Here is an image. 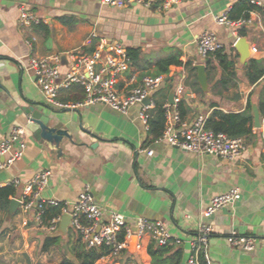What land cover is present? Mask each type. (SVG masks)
Masks as SVG:
<instances>
[{
  "label": "crops",
  "instance_id": "1",
  "mask_svg": "<svg viewBox=\"0 0 264 264\" xmlns=\"http://www.w3.org/2000/svg\"><path fill=\"white\" fill-rule=\"evenodd\" d=\"M239 1L186 0L161 11L134 2L113 9L102 5L101 0H0V141L20 129L26 146L21 159L0 170V188L12 186L15 192L9 200L19 202L11 215L10 203L0 210V264H58L60 255L58 261L53 260L57 250L41 253L43 241L60 234L65 242L66 234L72 235L69 227L64 235L47 231L37 220L35 207L23 209L20 201L28 198L25 187L41 173L48 177L37 203L55 200L72 204L87 188L105 216L122 214L130 226L137 218L163 224L170 235L167 245L180 251L179 264L190 257L200 222L213 229L208 242L209 264H264V75L255 84L245 77L249 60L259 61L264 67V0H249L258 10L249 13L247 25L235 27L215 21ZM21 6L40 23L21 26ZM205 31L216 36L222 52L235 62L234 76L221 71L213 55L200 58L196 42ZM93 33L96 38L91 37ZM239 38L248 46L249 55L243 62L234 48ZM101 40L140 52L137 64L119 77L120 89L131 82L137 85L144 76H153V64L171 56L193 66L202 64L206 68L209 63L212 70L206 74V91L198 82L201 92L187 87L184 67L171 66V80L167 84L164 81L152 102L161 99L159 91L166 87L174 92L183 85L181 101L186 114L182 122L188 124L199 118L206 120L214 111L250 114L253 118L254 106L260 127L254 128L252 123L251 133L244 138L246 150L233 160H224L153 140L148 136V126L138 119V106L121 115L103 105L78 109L48 105L32 73L23 69L29 58L61 54V70L65 72L72 63L71 54H90ZM63 92H59L58 100ZM29 107L58 118L68 128L72 142L64 140L55 148L36 141L26 128L25 109ZM13 180L18 184L12 185ZM233 188L240 192L238 201L210 217L204 216L214 197ZM233 231L251 238L254 249L246 252L231 246L227 238ZM150 241L147 237L139 250L127 249L131 256L127 264H151L147 252ZM122 262L123 257L119 264Z\"/></svg>",
  "mask_w": 264,
  "mask_h": 264
},
{
  "label": "built area",
  "instance_id": "2",
  "mask_svg": "<svg viewBox=\"0 0 264 264\" xmlns=\"http://www.w3.org/2000/svg\"><path fill=\"white\" fill-rule=\"evenodd\" d=\"M186 0H101V4L113 9H122L131 3L140 4L147 8L156 6L157 9L165 11ZM254 3V2H252ZM19 23L21 26L29 27L37 25L40 20L23 6L19 8ZM219 25L243 26L250 20L230 22L226 14L215 17ZM96 38V34L91 35ZM29 45V43H28ZM197 51L201 59H206L221 46L212 32L205 31L197 39ZM72 63L65 72L61 70V54L51 55L43 58L30 57L28 64L23 68L33 75L34 84L42 94L45 102L57 109H78L93 105H103L121 114L127 115L129 110L140 107L138 119L147 128L149 119L148 110L153 107L152 96L164 83L165 77L144 76L140 83L133 85L131 82L127 87H118L119 77L130 71L132 62L127 56L126 49L119 43H108L100 41L97 48L90 54L79 52L70 55ZM78 85L83 90V100L78 103H62L58 100L59 92ZM185 88L179 84L173 94V103H166L165 127L157 141L165 142L175 147L200 156H212L224 160H233L246 150L244 138H228L224 134H216L205 128V120L199 118L193 123L182 122L176 109L177 104L183 99ZM150 98L148 105L144 100ZM23 131L15 129L11 135L0 141V170L6 169L21 159L26 146L21 139ZM151 155L152 151L147 150ZM47 173H41L25 187L24 193L28 197L20 201L25 211L34 207L37 212V220L42 224L40 216L44 206H61V214L52 219L46 230L53 233L58 231V226L64 214L70 215L69 228L78 232L81 241L87 249L106 247L108 253L97 260L95 264H119L124 252L128 249L129 242L136 236V249L145 245L144 240L148 237L159 246H165L170 241V235L163 224L150 222L144 218H137L133 226L127 224L126 218L119 213L111 212L107 216L104 211L93 200L89 190L85 188L72 204H62L55 200L37 203L39 192L47 183ZM18 181L13 180L12 185ZM240 199V192L233 188L227 193L214 197L204 216L210 217L219 209L232 205ZM43 225V224H42ZM196 237L191 243V255L185 264H199L202 257L209 264L208 242L213 233L210 225L200 222L196 228ZM123 232V240L118 236ZM227 242L243 251L250 252L254 249V241L248 237L238 236L235 231L231 232Z\"/></svg>",
  "mask_w": 264,
  "mask_h": 264
},
{
  "label": "trees",
  "instance_id": "3",
  "mask_svg": "<svg viewBox=\"0 0 264 264\" xmlns=\"http://www.w3.org/2000/svg\"><path fill=\"white\" fill-rule=\"evenodd\" d=\"M255 10L257 11L258 7L250 4L249 0H240L230 9L226 16L230 22L247 20L249 19V13ZM240 35H243V31H240ZM126 52L132 64L136 65L140 53L139 50L127 49ZM211 55H213L218 61V67L221 71L228 72L229 76L235 75V62L230 56L224 54L221 49L216 50L209 56ZM153 66L155 69L153 76H164L167 78L166 84L171 80V77H169V68L171 66L184 67L187 76L185 85L195 92H201L196 81V70L191 62L183 64L178 56H171L156 61ZM211 70L212 68L210 64L207 63L206 74L209 75ZM263 75L264 67L259 61L249 60L245 64V77L250 84L257 83ZM225 84L226 82H222V85ZM170 90L171 88L168 86V88L166 87L164 90L159 91L162 92L161 99L154 98L152 102L154 106L148 113V136L153 140L159 139L163 133L166 122L164 105L168 102ZM83 96V90L80 86L71 85L64 90L59 101L62 103H78L83 100ZM176 108L181 120H183L186 114L184 102L180 101ZM248 109H250L249 104ZM252 123L253 118L250 114H224L219 111H214L205 120V128L216 134H224L231 139L245 138L251 133ZM247 125L249 127H247ZM14 192L12 186L0 188V210L6 209L10 203L9 197L14 196ZM60 214L61 206H44L40 219L44 226H48L51 220L60 216ZM71 232L72 235L66 234V239L68 240L65 242L62 241L63 237L60 234L46 237L40 249L41 253H48L51 250L58 248L61 253V258L58 264H95L98 259L108 253L106 247L87 249L82 243L81 236L78 232L73 230H71ZM123 235V232L119 234V241L123 240ZM147 252L151 259V264H179L180 251H174L173 246H159L151 240L148 244ZM130 259L131 256L125 251L122 264H127ZM198 263L206 264L202 257H199Z\"/></svg>",
  "mask_w": 264,
  "mask_h": 264
},
{
  "label": "water",
  "instance_id": "4",
  "mask_svg": "<svg viewBox=\"0 0 264 264\" xmlns=\"http://www.w3.org/2000/svg\"><path fill=\"white\" fill-rule=\"evenodd\" d=\"M234 48L240 55V61L243 62L249 55L248 46L243 38L237 39L234 44ZM196 70L197 82L200 85L202 91H206L207 75L206 68L204 65L199 64L194 66ZM167 81V78L165 79ZM173 91L169 92L168 102L173 103ZM150 103V98L144 100V104L148 105ZM25 114L28 116L27 130L31 132L34 139L38 142H45L55 148H59L64 140L72 142V136L69 134L68 128L63 127L62 122L58 118L49 117L42 115L40 112L34 110L32 107L25 109ZM253 126L254 128L260 127V118L257 109L253 106ZM19 207V202L17 200H11L8 214L11 215ZM70 215L64 214L58 226V231L62 235L66 233L67 228L70 224ZM136 236H133L129 242L128 251L136 246Z\"/></svg>",
  "mask_w": 264,
  "mask_h": 264
},
{
  "label": "rangeland",
  "instance_id": "5",
  "mask_svg": "<svg viewBox=\"0 0 264 264\" xmlns=\"http://www.w3.org/2000/svg\"><path fill=\"white\" fill-rule=\"evenodd\" d=\"M54 250H57L58 253L56 251L54 252L55 255H53L54 256V259L53 260L54 261H58L59 257L57 255H60V257H61V253H60V251H59L58 248H56Z\"/></svg>",
  "mask_w": 264,
  "mask_h": 264
}]
</instances>
